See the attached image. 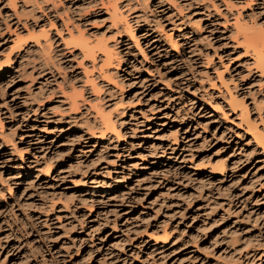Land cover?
<instances>
[{
    "label": "rangeland",
    "instance_id": "1",
    "mask_svg": "<svg viewBox=\"0 0 264 264\" xmlns=\"http://www.w3.org/2000/svg\"><path fill=\"white\" fill-rule=\"evenodd\" d=\"M117 1L138 43L100 0H0V264H264V152L230 103L264 128L234 26L264 32V0ZM63 22L118 40L113 82Z\"/></svg>",
    "mask_w": 264,
    "mask_h": 264
},
{
    "label": "bare ground",
    "instance_id": "2",
    "mask_svg": "<svg viewBox=\"0 0 264 264\" xmlns=\"http://www.w3.org/2000/svg\"><path fill=\"white\" fill-rule=\"evenodd\" d=\"M43 1H46V0H43ZM128 1H130V0H128ZM128 1L125 2L126 3L125 6H128V3H129ZM8 2H13V0H8ZM100 3H101L100 5H102V8H103L102 10L107 12L108 17L111 19L110 24H112V26H118L119 24H122V29L124 30L125 34H127L128 36L131 35L132 37H134L136 42L138 43V36H136V33L134 31L135 30L134 26L130 21L128 22L126 19V15L131 10V8H128V9L126 8L124 12L120 11L119 6L122 5V3H120V5H119V2L117 0H105V1L100 0ZM128 7H130V6H128ZM31 10H32V8H31ZM31 12H33V10ZM138 19H139V17H138ZM49 21H50V24L54 26V23L52 22V20L49 19ZM63 24H64V27L68 30L67 34L69 35V38L62 40L64 42V44L65 45L67 44V46L70 44H74L75 46L80 48L81 53L83 54L84 57L92 58V60H94V61L96 60L97 52L98 51L101 52V54L103 55V58H102L100 64H98L99 69H100V71H98V73L100 72L99 75L100 76L103 75L104 79L111 81V79H113V78L111 75H108L110 73L109 68L112 66V64L114 62L113 55H114L115 49L113 50V48H114V46H116V42L118 40L115 41V43H113L111 45L109 44L110 46L107 44L108 43L107 38H106L107 39L106 40V39H100L101 38L100 37L99 39L97 38V40H95L93 42L89 38H87L85 36L84 32L81 31L79 28L77 29V33H75L68 26V24H66L64 22H63ZM234 26H236L235 29L237 30L238 34H240L242 36V39L244 40L243 42L245 43L246 49L248 51H252V54L254 56V61L257 64V66L260 68L261 73L264 75V32H263V30H261L260 28H251L246 23H238L237 25L234 24ZM23 28H24L23 30L28 29L26 26L25 27L23 26ZM121 30L117 29V32L119 35L122 32ZM46 32L47 31H44L43 29H41V31H39V34H38V32H37V34L30 32L31 33V38H30L31 42H34L35 44H37L39 46V48L44 50V51H46L45 48H47V44H48V43L46 44V42L48 41L47 40V36H48L47 33L48 32L47 33ZM102 38H103V36H102ZM21 40H22V37L20 36V34H16L15 40H13V41L15 42V44H17V47L19 46V48L22 45ZM43 41H44V43H43ZM175 43L176 42L174 40H171L172 45H174ZM50 45L51 44H49V46H48L49 48H50ZM47 60H48V58H47ZM96 65H92V66L95 67ZM86 82H88V83L91 82L90 88L92 91L93 90H95L96 92L100 91V89L97 87V84L94 81V78H92V79L87 78ZM111 82H113V81H111ZM114 83H116V82H114ZM78 92L79 91H77V93L74 92V93H72V95H70L71 97H73L71 104H69V105H71L72 109L77 108V106L79 105L78 100H77V96L81 95L80 97H82L81 93L83 91L80 90V92L79 93ZM76 94H78V95H76ZM230 103L233 106V108H240V110H241L240 115L242 117L241 120L247 122L248 131L250 132V134H252L256 143L262 147L263 152H264V128L259 129L255 124H252L249 121L248 107L245 104V102L239 100L238 97L231 95V102ZM94 107H96V106L94 105ZM96 110H97L96 114H97L98 120L95 122L97 123L96 125H98V129H99L100 133L104 134L107 131H112V133L115 132V134L120 136L118 125L116 123L117 121L114 118V116H112V114L109 113L108 111L106 112V110H104V109L102 110L101 108L100 109L97 108ZM0 121H1V119H0Z\"/></svg>",
    "mask_w": 264,
    "mask_h": 264
}]
</instances>
